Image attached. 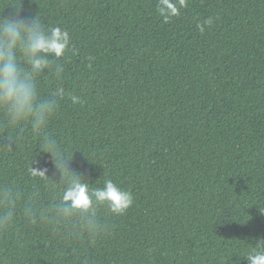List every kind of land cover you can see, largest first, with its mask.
I'll list each match as a JSON object with an SVG mask.
<instances>
[{"label": "trees", "instance_id": "1", "mask_svg": "<svg viewBox=\"0 0 264 264\" xmlns=\"http://www.w3.org/2000/svg\"><path fill=\"white\" fill-rule=\"evenodd\" d=\"M15 7L71 37L60 78L46 70L40 85L45 96L64 89L46 131L67 167L91 188L112 180L133 203L103 210L94 238L18 218L0 261L247 264L264 237V0H187L167 23L156 0H0V15ZM33 157L47 182L29 175ZM60 178L37 138L9 148L0 136V183L46 207Z\"/></svg>", "mask_w": 264, "mask_h": 264}, {"label": "clouds", "instance_id": "2", "mask_svg": "<svg viewBox=\"0 0 264 264\" xmlns=\"http://www.w3.org/2000/svg\"><path fill=\"white\" fill-rule=\"evenodd\" d=\"M186 7L187 0H156L155 11L167 23ZM19 8L15 7L8 16L0 15V136L9 148L26 133L37 138L40 151L51 154L61 173L62 187L44 207L36 196L26 197L17 185L0 183V237L14 234L17 219L22 217L29 224L40 220L57 226L73 224L83 234L94 238L105 227L101 212L106 209L111 214L123 215L132 205L133 195L110 179L105 180L102 187L91 188L67 167L66 162L72 158L64 154L58 141L46 131L64 98V89L57 84L45 96L40 85L46 70L60 78L63 66L56 62L69 50L71 37L59 26L45 27L38 13L30 18L20 16ZM213 22L214 18L208 17L197 27L204 32ZM71 100L74 104L82 103L75 95ZM34 163L38 162L33 157L29 175L47 182L48 169L33 167ZM260 212L264 214L261 208ZM17 241H20L19 236ZM254 245L242 255L243 259L247 264H264V237L256 238Z\"/></svg>", "mask_w": 264, "mask_h": 264}]
</instances>
